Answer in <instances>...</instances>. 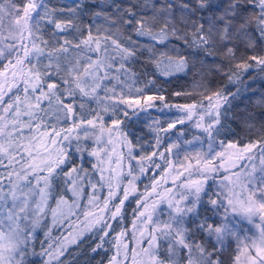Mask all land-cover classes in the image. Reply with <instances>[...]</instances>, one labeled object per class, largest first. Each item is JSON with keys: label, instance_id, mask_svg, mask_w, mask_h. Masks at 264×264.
<instances>
[{"label": "snow or ice", "instance_id": "obj_1", "mask_svg": "<svg viewBox=\"0 0 264 264\" xmlns=\"http://www.w3.org/2000/svg\"><path fill=\"white\" fill-rule=\"evenodd\" d=\"M80 258L264 264V0H0V264Z\"/></svg>", "mask_w": 264, "mask_h": 264}, {"label": "trees", "instance_id": "obj_2", "mask_svg": "<svg viewBox=\"0 0 264 264\" xmlns=\"http://www.w3.org/2000/svg\"><path fill=\"white\" fill-rule=\"evenodd\" d=\"M209 78L210 79H213V80H216V81H219L220 78L219 77H216L214 76L213 74L209 73ZM181 84L184 85V87L187 89V90H190L192 92L193 95H196L201 89H199L198 91H194L193 87L196 86L198 87V84H199V79L197 77H189V79L187 81H181ZM176 85L173 84L169 90H172L173 88H175ZM257 88L260 87L259 84L256 85ZM176 99V98H174ZM184 102H190V98H184ZM239 111V110H238ZM145 131H147V129L145 128ZM238 132H240V135L243 137L246 135V132L245 131H241L240 129H237ZM145 183H148V181H144ZM130 206V205H129ZM56 233L54 232V235ZM70 251H72V249H70ZM73 257H70V259H72ZM83 259L84 258H80V264H83Z\"/></svg>", "mask_w": 264, "mask_h": 264}, {"label": "rangeland", "instance_id": "obj_3", "mask_svg": "<svg viewBox=\"0 0 264 264\" xmlns=\"http://www.w3.org/2000/svg\"><path fill=\"white\" fill-rule=\"evenodd\" d=\"M193 89H194V91L196 92V91H198L200 88H199V87H196V86H194V87H193Z\"/></svg>", "mask_w": 264, "mask_h": 264}]
</instances>
